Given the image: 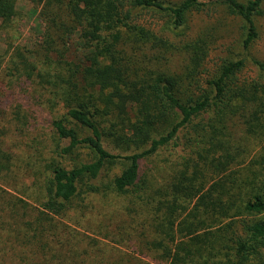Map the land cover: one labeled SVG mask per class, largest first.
<instances>
[{
    "label": "trees",
    "instance_id": "obj_1",
    "mask_svg": "<svg viewBox=\"0 0 264 264\" xmlns=\"http://www.w3.org/2000/svg\"><path fill=\"white\" fill-rule=\"evenodd\" d=\"M41 4V39L7 74L53 116L15 151L0 126V264H264V0ZM91 196L121 202L92 226Z\"/></svg>",
    "mask_w": 264,
    "mask_h": 264
},
{
    "label": "rangeland",
    "instance_id": "obj_2",
    "mask_svg": "<svg viewBox=\"0 0 264 264\" xmlns=\"http://www.w3.org/2000/svg\"><path fill=\"white\" fill-rule=\"evenodd\" d=\"M42 2L43 0L40 3L39 1L16 0L13 16L4 21L0 18V24H2L0 27V126L3 124L4 120H10L8 123L9 128H7V134L5 136V146L14 151L18 149V146L23 147V143L26 141L27 143L29 141L31 144L29 138H32V136L40 138V136L47 131L49 120L51 116H53L40 101L32 98V96L28 97L23 94V91L16 85L17 81L15 78L17 77L7 74V67H9L8 59L13 49L17 46L21 48L25 47L29 50L34 49L35 43L41 39V32L44 27V21L40 15ZM200 21L201 18L199 16L193 18V30H196ZM141 22L150 23L158 28L156 19H152L150 16H143ZM258 28L260 33L259 38L252 44L250 52L253 56L264 60V15L258 20ZM222 48H224L223 45H217L215 50L211 51L208 57V66H211L215 60H217V57L221 55ZM33 56L34 54L29 55L30 58ZM251 73L250 66H248L244 74L249 75ZM17 107L19 111H15ZM15 112H18V116H15ZM175 156V151L164 149L151 160V166H153L155 170L162 171L158 167L165 166V164L167 166L173 158L176 159ZM119 167L120 163L113 167L112 171H118ZM100 197L101 196H91L90 198L92 200V212L90 214L92 226L96 224L95 217L98 220L103 219L102 215L95 216L98 206L102 204L103 210L112 209L116 211L115 206L121 202V199L111 196L104 197L103 200ZM112 205L114 206L113 208L110 207ZM117 209H120V207H117ZM122 218L128 220L123 214H120L118 219L121 220ZM92 228L86 229L77 227V230L94 236L96 239H101L99 234L93 232ZM101 240L103 242L105 241L103 239ZM124 242L119 244L108 242V246H112L113 248L116 247L129 253L132 252V248ZM107 249H110V247H107Z\"/></svg>",
    "mask_w": 264,
    "mask_h": 264
}]
</instances>
